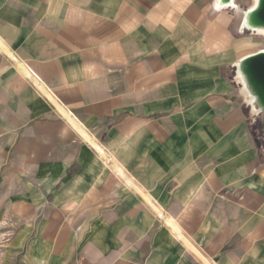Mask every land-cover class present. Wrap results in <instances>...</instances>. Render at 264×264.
I'll use <instances>...</instances> for the list:
<instances>
[{"label":"crops","instance_id":"0c3cea01","mask_svg":"<svg viewBox=\"0 0 264 264\" xmlns=\"http://www.w3.org/2000/svg\"><path fill=\"white\" fill-rule=\"evenodd\" d=\"M217 3L0 0V264H264L263 111Z\"/></svg>","mask_w":264,"mask_h":264},{"label":"rangeland","instance_id":"374dc122","mask_svg":"<svg viewBox=\"0 0 264 264\" xmlns=\"http://www.w3.org/2000/svg\"><path fill=\"white\" fill-rule=\"evenodd\" d=\"M220 1L221 0H218L217 5H219V7H225V13L219 18V23L229 25L233 22V40L229 46H232L234 68L239 76L244 78L240 71V62L242 59L257 52H264V33L260 30L249 29L246 21L247 14L255 8L258 0H230L228 4H222ZM238 7L242 9L243 17L242 15H237ZM219 45L220 42L218 46ZM249 98L251 100L250 105L257 109L258 103L256 97L250 89L248 99ZM260 130L264 133L262 120L260 121ZM1 224L3 225V223Z\"/></svg>","mask_w":264,"mask_h":264},{"label":"water","instance_id":"95a60500","mask_svg":"<svg viewBox=\"0 0 264 264\" xmlns=\"http://www.w3.org/2000/svg\"><path fill=\"white\" fill-rule=\"evenodd\" d=\"M255 19L259 24L264 26V0H259ZM246 21L248 23L247 16ZM241 62L242 68L240 67V71L245 75V82L263 111L262 123L264 130V52H257L247 56Z\"/></svg>","mask_w":264,"mask_h":264},{"label":"bare ground","instance_id":"6f19581e","mask_svg":"<svg viewBox=\"0 0 264 264\" xmlns=\"http://www.w3.org/2000/svg\"><path fill=\"white\" fill-rule=\"evenodd\" d=\"M221 3L222 4H228V3H230V0H221ZM258 3H259V0L257 2V5L255 6V8L248 13V15H247L248 23L247 24H248V28L249 29H251V30H260V31H262L264 33V26L261 25V24H259L256 21V19H255V12H256V10L258 8ZM234 7H236V6H234ZM237 10H238L237 11V15H242V17H243V11H242V9L240 7H238ZM240 67L242 68V62L240 63ZM244 77H245V75H244Z\"/></svg>","mask_w":264,"mask_h":264}]
</instances>
